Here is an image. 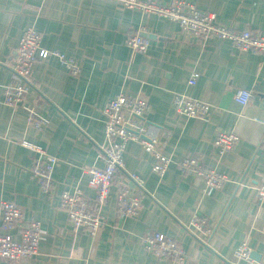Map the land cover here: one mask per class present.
Masks as SVG:
<instances>
[{
	"label": "crops",
	"instance_id": "1",
	"mask_svg": "<svg viewBox=\"0 0 264 264\" xmlns=\"http://www.w3.org/2000/svg\"><path fill=\"white\" fill-rule=\"evenodd\" d=\"M186 1L212 13L219 25L264 34V0ZM28 27L41 34L42 49L73 58L80 67L78 76H71L54 56L32 67L23 105L47 121L41 131L28 127L23 108L13 110L3 101L15 48ZM136 31L149 41L146 55L126 46L127 36ZM194 72L199 77L189 86ZM239 90L252 95L246 106L234 99ZM119 93L146 102L142 120L170 164L164 176H156L153 158L128 141L124 169L102 208L101 230L93 237L85 230L75 233L58 208L59 195L79 187L94 198L83 169L102 165L103 110ZM174 94L209 104L211 117L202 121L176 115ZM263 121L262 55L238 53L217 38L196 44L175 22L116 2L0 0V203L13 202L21 208L23 224L36 220L42 228L37 255L20 264H174L145 252L141 237L147 231L178 241L186 253L184 264H235L233 253L242 242L256 255L249 264H264V204L255 197V188L264 181ZM218 131L238 136L232 152L220 155L214 148ZM23 141L58 160L51 196L30 174L34 153L20 145ZM185 157L196 158L229 181L220 190L203 193V181L178 168ZM131 174L139 178L140 188ZM121 187L141 194L134 217L118 215L115 193ZM194 216L213 226L205 244L187 229ZM12 236L17 239L15 232Z\"/></svg>",
	"mask_w": 264,
	"mask_h": 264
},
{
	"label": "built area",
	"instance_id": "2",
	"mask_svg": "<svg viewBox=\"0 0 264 264\" xmlns=\"http://www.w3.org/2000/svg\"><path fill=\"white\" fill-rule=\"evenodd\" d=\"M119 3L124 9L136 10L144 16H156L175 22L182 34L194 43L203 45L210 38L227 41L238 53L251 52L264 56V34L249 30L237 31L215 23L214 15L197 9L186 0L159 2L156 0H98ZM41 34L32 27L26 28L19 38L15 48L14 63L11 67V80L4 89V104L15 110L23 108L26 111L28 127L41 131L47 121L37 115L32 109L23 105L31 89L30 74L34 64L43 62L49 56L58 58L71 76H78L80 67L73 58L65 57L56 51L41 48ZM126 46L134 54L146 55L149 41L140 35V31L127 36ZM198 73L191 74L188 85L194 86ZM251 93L239 90L234 99L237 104L246 106L251 99ZM146 102L137 96L119 93L106 104L104 115L103 142L100 145L98 160L101 166H91L83 169L89 185L94 189L92 200L87 198L79 187L71 191H63L59 195L58 208L65 212L67 221L75 233L88 232L92 237L103 226L102 208L105 206L110 190L124 169L123 156L128 141L139 144L153 158L151 171L159 177L164 176L170 159L157 147V142L149 135L148 128L142 120ZM172 109L178 116L188 119L207 121L212 115V106L183 94H174ZM264 124V121L261 122ZM239 138L232 132L218 131L213 140V146L220 155L232 152ZM20 145L34 153V160L29 171L37 180L46 196L54 193L55 183L53 171L58 160L46 153L37 145L21 142ZM180 171L193 178L203 181V193L220 190L229 181L228 177L213 168L202 166L196 158L185 157L177 163ZM130 179L140 188L141 183L135 174ZM140 193L132 194L121 187L115 193V203L120 217L136 216L140 207ZM255 197L259 204H264V181L255 188ZM188 231L201 243L212 235L213 226L206 219L194 216L187 227ZM16 233L17 239L12 236ZM42 228L39 221L22 222V211L10 201L0 203V264H20L31 259L38 253ZM142 246L148 254L161 260H169L174 264H184L186 253L182 245L159 232L147 231L141 237ZM250 248L245 242L240 243L233 253V260L249 264Z\"/></svg>",
	"mask_w": 264,
	"mask_h": 264
},
{
	"label": "water",
	"instance_id": "3",
	"mask_svg": "<svg viewBox=\"0 0 264 264\" xmlns=\"http://www.w3.org/2000/svg\"><path fill=\"white\" fill-rule=\"evenodd\" d=\"M142 36V34H140ZM256 257V255L254 253L250 254V258Z\"/></svg>",
	"mask_w": 264,
	"mask_h": 264
}]
</instances>
